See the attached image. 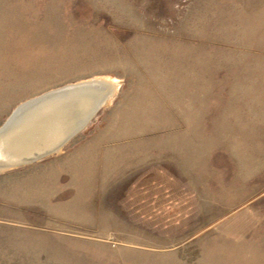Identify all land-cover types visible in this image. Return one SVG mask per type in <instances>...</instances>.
<instances>
[{
	"label": "rangeland",
	"instance_id": "rangeland-1",
	"mask_svg": "<svg viewBox=\"0 0 264 264\" xmlns=\"http://www.w3.org/2000/svg\"><path fill=\"white\" fill-rule=\"evenodd\" d=\"M98 77L82 133L0 173V263L141 264L160 233L264 264V0H0V127Z\"/></svg>",
	"mask_w": 264,
	"mask_h": 264
},
{
	"label": "water",
	"instance_id": "water-1",
	"mask_svg": "<svg viewBox=\"0 0 264 264\" xmlns=\"http://www.w3.org/2000/svg\"><path fill=\"white\" fill-rule=\"evenodd\" d=\"M104 84L101 77L72 83L16 107L0 127V142L5 141L3 138L27 116H37V120L34 119L30 127L21 128L10 143L12 148L8 152L3 150V146L0 147V169H15L60 153L90 125L115 95L118 85L112 88ZM83 100L91 104L84 115L77 103ZM56 134L58 138L54 139Z\"/></svg>",
	"mask_w": 264,
	"mask_h": 264
},
{
	"label": "crops",
	"instance_id": "crops-1",
	"mask_svg": "<svg viewBox=\"0 0 264 264\" xmlns=\"http://www.w3.org/2000/svg\"><path fill=\"white\" fill-rule=\"evenodd\" d=\"M4 171L0 172L3 173ZM212 227L211 225L208 228ZM143 238V237H142ZM179 239V238H178ZM177 239V240H178ZM175 240L172 236H165L160 233L153 235L152 239L146 236V243L158 245L157 247L145 246V251L142 253L141 264H150L148 259L153 256L156 259L153 264H190L187 255L181 252L182 245L187 241ZM176 241V242H175ZM162 245V246H161ZM146 254V255H145ZM1 264V263H0Z\"/></svg>",
	"mask_w": 264,
	"mask_h": 264
},
{
	"label": "bare ground",
	"instance_id": "bare-ground-1",
	"mask_svg": "<svg viewBox=\"0 0 264 264\" xmlns=\"http://www.w3.org/2000/svg\"><path fill=\"white\" fill-rule=\"evenodd\" d=\"M104 81V85H107L109 87H112L114 88L115 86L118 85V81L115 79H109V78H104V77H101ZM111 99L109 100V103H110ZM78 106H80L81 110H82V113L83 115L85 114V112H87V110L90 108L91 104L89 101H78ZM35 120H37V116H32V115H29L27 116L26 118L22 119V121L20 122V124L13 130L9 133V135L6 137V138H3V142H0V147L2 148L3 146V150L8 152L11 148H12V145L10 143H12V141L14 140V136L19 132H21V128H27L30 127V123L33 122ZM17 131V132H16ZM58 134H56L55 138H58L57 136ZM51 135H48L47 137H50ZM2 150V151H3ZM5 153V152H4ZM7 170H12V169H0V172L2 171H7Z\"/></svg>",
	"mask_w": 264,
	"mask_h": 264
}]
</instances>
